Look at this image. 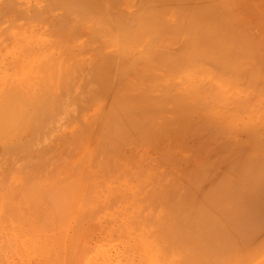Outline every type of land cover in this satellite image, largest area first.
<instances>
[{"label":"rangeland","instance_id":"obj_1","mask_svg":"<svg viewBox=\"0 0 264 264\" xmlns=\"http://www.w3.org/2000/svg\"><path fill=\"white\" fill-rule=\"evenodd\" d=\"M125 1L129 6L121 8L119 4L120 9L117 14L119 15L122 13L124 19L127 18L125 23H123V31H128L129 35L127 34V36L130 38L131 42H129V44L126 43L129 38L123 35V31H120L119 33L122 35H119V33L116 35L118 37L120 36L121 40L125 42L123 44V42H120L121 40L119 38L120 41L118 40V44L120 45L117 46L115 44L117 39L115 38L116 35L114 32H112L114 34L113 36L107 28H102L104 31L101 33L100 27L103 23L99 20V16H102L100 13H97L98 15L95 14V16L93 13L89 15L87 14V16L86 14H79L78 16L77 14L72 13L71 16L70 12L64 14L66 17H63V19V13H61V18H59L61 15L59 13L58 18H56V16L54 17V15H57L55 13L58 12V9L52 14H49L50 11L46 10L48 7L43 8L40 5H45V0H19V2L18 0H0V7L2 6L0 8V15L3 16V12H6L5 18L8 19L19 15L16 10L13 11L14 8L18 10L19 6L18 11L20 13L23 12L20 14L22 18L20 21H15L13 25L17 26L24 23L23 26H26L27 31L23 30L24 33H22V37L26 38L24 34H28L27 43L29 45L31 44V46L34 43L33 41L39 45V42H37L39 41V39H37L38 35L30 34V30L34 26L33 24L38 22L37 24L40 25V22L43 20H46L49 24L54 21L56 24L61 23L62 26L54 25L52 23L50 26H54L55 29H52L62 35V46H65L63 47L65 48V52L61 57L65 58V56L70 53L67 56L68 59L66 57L64 60L65 67L67 65V68H64V72L69 73L64 74L66 79L63 74H60L59 78L55 79V81L52 76L53 79H51V77L49 79V85H56H54L56 88L53 85L49 86L50 89H56L53 90V92L57 91L58 93L59 90L63 88L59 95H55L57 99H55L56 97H54L53 94V98H50L48 103H42L44 106H42L40 112H38L39 115H36L35 118L32 117L34 118L32 119V122L34 120L33 123L30 120H26V123H24V118H22L23 122H20L25 126H20V122L17 123L15 121L19 127H16L15 131L10 132L11 135L9 132L5 135H10L8 136L9 138L6 137L5 140H0L1 143H4L11 140L12 135H14V138L17 137L15 138L17 139V144L13 137L11 141H8V143L10 142L9 144L4 143L3 146L0 143V150L3 152L1 153L0 151V264H141L142 261L149 264H155V260L156 264H160V262L161 264H165L164 260H162V256L159 254V247L156 242L154 243V239H152L156 237V234L157 236H162L164 244L167 247L171 245V249L175 248V244L187 245L188 238L190 244H196L198 248L204 251V255L199 261L200 264H264V123H262V126L260 125L261 123H257V121H264V114H262L264 113V106H262L264 104V99L259 98L260 93L261 97L264 93V86L261 91L262 85H264V78H262L264 77L262 76V73L264 72V0H201L202 3H199L200 0H189L191 3L188 0H152V3H154L153 5L150 3L151 0ZM7 3L11 7L12 4H14V8L11 9L10 7V9H8L9 6ZM15 3L18 5H16L17 7L15 6ZM216 3L220 4V7ZM113 4L114 3L106 6L108 8L109 6L110 8L112 7L109 10L110 13H114L115 9L119 7L115 4L116 6L113 8ZM201 4H203V6ZM151 5L153 7L155 5L156 7L152 9V11L150 9ZM37 7L38 11H36ZM198 7L201 9L203 8L202 10H204V7L207 8L205 9L206 12L205 10L203 11L205 15L201 16V9ZM213 7H218L219 10H216L218 8L214 9ZM209 9L213 14L208 13L210 12ZM212 9H214V11ZM59 11L61 12L62 10L59 9ZM37 12H39V14H37ZM42 12L44 14H42ZM124 12L125 14H123ZM144 12H149L147 13L149 19ZM152 12L157 14L154 13L157 18L151 16V14L154 15ZM186 12L188 14H185ZM203 12L202 14H204ZM133 13L136 15H133ZM27 14H29V17L26 18L25 15ZM31 14L32 16H30ZM40 14L43 17H41ZM177 14H181L182 16L180 15L178 17ZM193 14L195 16L197 15V17ZM220 14H222V16H220ZM74 15H77L78 17L75 16L74 18ZM131 15L134 17L132 16V18H130ZM160 15L164 16L161 17ZM187 15H189L188 18ZM1 16L0 20H3ZM88 16L92 17L93 20ZM33 17L34 20H32ZM36 17H38L39 20ZM176 17L178 21L176 20ZM182 17L184 19H182ZM179 18L181 23L182 21L185 23L187 18V29H185L186 24L181 25ZM142 19H144L145 23L141 22ZM151 19H153V22H150ZM222 19H226L224 23ZM154 20L156 22H154ZM75 21H78V23H76V28L73 27ZM229 21L233 23L230 24ZM139 22L141 23V28H137L139 26L138 24H140ZM135 23L138 24L136 25ZM148 23H152V27L151 25L149 27ZM194 23H200L199 25L197 24L199 27L201 23H206V25L209 23L208 26L210 28L208 27L207 31L211 29V32L212 30H215L218 35L220 34L218 40L223 38L221 37V34L227 37L226 34L229 35V31L235 29V34L232 33L233 35L231 34L228 36L229 39L228 37H225V40L228 39L227 41L229 44L224 42V38L219 40V44H221V42L223 45L227 44L228 48V45L232 42L233 44L231 43L230 50L227 49V47L225 48V46L223 49L222 44L218 45L212 43V40H216L218 37L215 31L214 34L213 32L212 34L217 37L215 38L214 36L213 38L211 37L212 40H207L210 36L206 31V25L205 27L204 25H201V30L205 28L206 34L208 35L205 37L207 42L203 41L204 38L202 39L201 37L206 34H203L202 31L199 32L197 25ZM222 23L225 26H223ZM143 24L145 25L143 26L145 28H142ZM154 24L156 27H154ZM157 24L158 27L160 26L159 28L157 27ZM132 25L136 26H133L132 28ZM183 26H185V28ZM39 27L41 28V25ZM180 28L186 33H183V30ZM192 28L194 30H192ZM4 29H7L6 25L0 24V31L3 34L10 32V28L7 29L6 32ZM120 29L122 30V27ZM155 29L156 32L158 30V33H156L157 36L153 33ZM159 29L162 30L159 31ZM148 30L149 35H147ZM190 30L191 33L197 31V33L199 32L203 35H197L195 32V35L194 33L191 34L192 37L189 33ZM91 32H96L97 35H94ZM140 32L144 34L142 35ZM176 32H178V34ZM106 35L109 36V39L110 36L112 39L115 38L113 39L115 43L111 41L112 39L106 41ZM183 35H186L183 39L185 41H181ZM196 35H200L201 37L199 36V39H197ZM101 36L103 40L105 39V43L102 41ZM189 36L191 37V41H189L190 44L186 42V40L188 41L190 39ZM241 36L243 37L241 38ZM138 37L139 39L136 40L137 42H132V40L137 39ZM175 37L176 40L174 41ZM192 38H196L197 40L194 39L196 42L194 40L192 41ZM234 38H236V41ZM145 40L147 41L144 42ZM218 40L215 42L218 43ZM182 42H184V45L187 43L185 46L188 44L189 46L192 45L191 48L194 47V43L197 48L201 46L204 47V44L206 43L208 44L205 46H208L209 42L214 45L213 47L217 46L214 50H216L215 54L217 53L219 55L216 54V56H214L215 54L213 53L212 55V52H210L209 55L212 58L210 57V59L208 58L209 60H203L206 55L205 58L209 57L208 52L205 53L206 55L202 58H199L200 60L198 59V62L201 65H199L200 68H207L209 72L214 70L212 72L213 77H218L217 75L220 74L221 78L224 76V73L225 75L228 74L226 71H228L229 68L227 69L225 67V72H223L222 69L224 66L220 65L222 61L220 60V63L214 62H217L218 58L220 59L221 57L227 58L228 55L231 57L233 54L232 56L234 57L236 52V56L238 57L239 54V57L238 59L236 57L235 60L240 61L242 51L247 47L250 48V50L248 49V53H250L247 54L248 58L241 56L243 59L246 58L243 61V64L246 65L245 67H247V69L250 68V70H254L255 68V70L258 71L257 73L263 69V72L260 71L263 81L257 77V75L256 77L258 79L255 77L253 78H255L258 83L256 82L254 83L255 85H253L254 81L251 80L252 84H249L247 81L252 78V75L247 73L244 74L243 72L237 73L236 71L235 76L237 74L242 75H239L240 81L237 83L241 85L238 87H242L243 91L241 92L245 93V95L240 92V94L238 92L236 93H238L239 96H241V94L245 96L242 100L245 98L247 100L245 99L246 101L242 102V107L234 108H236L235 110L238 108L236 112L244 113L246 112V106L252 105L250 106L251 109H249L250 107L247 108L249 109L247 113H249V116L251 114L250 117H252V115L254 116L256 113L255 118L252 117L255 120H252V118L248 120V114L244 113L246 115H243L241 113L244 117L240 119L237 117V114L235 117L240 119V121L238 120L239 122H236L237 120H235V122H232L234 119L229 120L231 113H229L230 115L227 113L229 118H226L227 114L225 112H231V109L233 111V106L230 107L224 104L226 108L223 109L224 106L222 107L220 103L217 104H220V106L217 107H219V109L222 108V111L216 110L219 113V116L217 115V118H211L212 115L214 116V114H218L217 112L215 113L214 109V106L218 109L214 97L213 99L215 103L213 107H211L213 102L210 103L211 100L209 99L211 97H208L205 102L206 105L210 103L207 105L208 107L204 105V101L202 102V105L208 108L207 112L210 116L205 114L206 111L204 110V106L202 107L204 109H200L202 106H200L201 102L198 104L200 107H194L195 111L193 112V108H190V110L186 107L184 109V106H176V104L179 103H176V99L174 101L172 98H168L173 102L170 100L165 102V98L163 99L164 101L161 97L155 98L160 96L162 92V89L159 91L158 88L157 90L154 88L156 85V87L160 85V80H162V87H164L163 83L166 84L165 87L167 85L171 87V84L175 80L168 78V74H171V72L173 74L176 70H178L176 73H179L181 71H187V68H192V66L187 67L186 69L181 68L182 70L179 71V68L175 69L176 67L173 68V65L170 67V64L168 65V63H172V59L169 61L167 58L170 59L169 57L171 54L173 55L176 52L175 48H179V44ZM248 42L250 44H247ZM175 44L178 45L176 46ZM183 44H181V49L184 47L182 46ZM123 45H131L130 49L132 50L129 49V46L125 47ZM168 45L172 46H170L172 50L167 48ZM35 46L36 45L34 44L33 47ZM68 46L70 47L69 50ZM218 46L222 47V51L227 49L224 51V56L220 48L219 51L221 54L220 52H217ZM115 47L118 50L117 52L115 51ZM122 47L125 49H122ZM181 49L179 48L178 51ZM104 50L106 51L105 53ZM228 50L229 52L226 53ZM100 51H102V53H100ZM130 51L134 52L131 53ZM97 52L99 53V56L96 55ZM119 52H122V56ZM2 53L9 55L5 58L6 64L9 63L11 58H17L15 52V55H10L12 53H8L7 51L4 52L2 50ZM100 54H102V56ZM138 54L141 55L139 56ZM72 55L74 56L72 57ZM117 55L119 57H117ZM138 56L143 57L141 59ZM70 57L71 59H69ZM102 57H104L103 60ZM213 57L215 60L214 62L212 61ZM89 58H95V61ZM215 58H217V60ZM41 59L43 58L35 56L28 58L27 65L29 66L25 68L28 69L31 67L30 69L36 73V69L46 67V65L50 64L49 60L41 61ZM85 59L91 61L92 64ZM129 59L134 61L131 65L127 64L131 62L128 61ZM228 59L230 58L228 57ZM101 60L105 62L103 63ZM201 60L203 61L200 62ZM231 60H233V58H231ZM93 61L97 62L94 63ZM18 62L21 63L22 60H19ZM164 62L167 64L166 66H168V68L172 67L174 71L173 69H170V72L168 69V72H170L168 73ZM93 63L94 65L100 64L99 66L102 68L104 80L108 77V81H104L108 83L105 85V88L103 87V84L99 83L98 75L100 70L97 71L94 69ZM101 63H103V67ZM255 63L257 64L254 65ZM259 63L262 66L258 65ZM71 64L76 67L77 65L80 66L76 69V67L71 66ZM195 64H197V62ZM68 66L73 69V72H71V69L68 68ZM221 66L222 69L220 68ZM260 66L263 68L261 69ZM160 67H163L161 71H159L161 69ZM208 67L211 68L209 69ZM25 68L22 70H25ZM119 68L121 71H119ZM212 68L213 70H211ZM13 69L15 68L13 67ZM13 69L10 67L11 71H13ZM163 69L164 71L166 69L165 72L168 73H166L167 75L164 74ZM186 71L184 74H186ZM221 71L223 74L220 73ZM86 72L89 75L85 74ZM113 72L116 73L114 74ZM142 72L145 74V78L143 74L141 75ZM157 72L164 75L162 76L164 79L161 77L155 79L157 75L161 76ZM107 74H109V76ZM207 74L206 76H209V74ZM231 74L234 76L233 72ZM70 75L72 76V82H69V80L71 81ZM155 75L156 77H153ZM220 75L219 78H217V81L214 80V78L213 81L221 83L219 81V79H221ZM174 76L175 75H173V78ZM176 76L177 79L175 83L179 86L180 83H182L179 82V80H181V73L176 74ZM60 77L63 78V80ZM149 77H153V80H156L155 82H158L159 84L152 82L153 80ZM165 77H167V79ZM237 77L238 76H236V78ZM239 77L237 78L238 80ZM246 77L248 79H246ZM223 78V80H227V77ZM158 79L160 80L157 81ZM183 79H185V77ZM230 79L234 81L232 77H230ZM58 80H62V84L60 83L62 88L60 87L61 85L58 84ZM67 80L68 83H70L69 85L67 84ZM245 80L249 85L246 84ZM236 81L232 83L235 84ZM243 81L245 85L249 87L250 85L253 87L255 86L254 88L257 87L256 84L260 87L259 81L261 82L262 85L260 89L257 87L260 92L256 99L252 93H258V91L253 90V92H251L250 90H252V86L249 91H246V86L244 87ZM146 82H149L152 86H149V84L148 86L147 84L145 86ZM63 83L67 84L65 85L66 87H64ZM228 83L230 84V82L227 81L226 84ZM74 87L78 89L76 90ZM140 87L141 89H139ZM159 87L161 88V85ZM174 88H176V86H173L172 90H169L170 94V91H174L175 94ZM216 88L218 89L217 86ZM158 91L160 92L159 94ZM237 91L239 90L237 89ZM139 92H141V94H139ZM164 92L167 93L166 97H170L168 96V92ZM248 92H250V94ZM246 93H248L247 96ZM137 95L139 99H142L137 100ZM143 95L146 96V98ZM214 95L215 94H213V96ZM249 95L253 100L248 97ZM50 96H52V93ZM151 97L152 99L155 98L156 101H153ZM208 99L210 100L209 102ZM220 99H222L221 96ZM152 102L157 103L152 104ZM245 102H247V104H245ZM167 104L169 107H166ZM121 106H123L124 110L123 108H120ZM27 107L25 108L28 111L27 117L32 115L35 116L34 113L32 114V109L34 108ZM117 107H119V109ZM126 107L128 109L125 110ZM176 107H178L179 110ZM209 107L213 108L214 110L212 109V111L214 112H210L211 109ZM115 108L118 110H115ZM175 108L177 111H175ZM227 108L230 109L225 111ZM240 108H243L244 110L242 109V111H239ZM259 108L260 110H258ZM170 109L172 110L170 111ZM198 109L201 110L202 113L199 112ZM235 110L233 111L234 113H232V116L236 114ZM250 110H254L253 112L255 113L253 114ZM177 112L182 113L177 115ZM185 113L189 116H187V119H185ZM224 113L226 116H221ZM183 118L185 120H183ZM36 120L38 121L36 122ZM163 120L164 122H162ZM165 120L166 122L168 120L170 125L169 123H167V125L164 124L166 123ZM158 126H160V128H158ZM233 126H237L238 129L236 127L233 128ZM150 127H152V132L150 131ZM30 129L34 130L31 131ZM16 131L18 133H16ZM14 132L17 136L16 134H13ZM12 141L14 142V145L11 144ZM98 153L100 154L99 157ZM100 160L104 163H101ZM71 164L73 166H71ZM71 169L73 170L71 171ZM99 169H101V171ZM117 176L119 179L116 178ZM135 192L137 194H135ZM196 192H198V196L195 195L197 194ZM63 193L64 195H62ZM137 198L139 200H137ZM135 199L137 201H135ZM140 199H142V201ZM191 199L194 200L191 202ZM187 201H190V203ZM86 212H88V215ZM234 212L237 213L235 214ZM171 216L172 219L170 218ZM233 218L236 220H233ZM240 218L242 219L241 222ZM144 219L149 222L148 224L150 225L147 229H144ZM165 223H167V225H165ZM170 223H174L173 226L169 227L168 225ZM206 223H209L210 225H207ZM199 224H201V227ZM69 226H71L70 228L72 229H69ZM153 234L155 235L153 236ZM147 242L148 244H146ZM198 248L194 247L191 250L194 254H199L201 251ZM177 263L187 264L182 261H178Z\"/></svg>","mask_w":264,"mask_h":264},{"label":"bare ground","instance_id":"obj_2","mask_svg":"<svg viewBox=\"0 0 264 264\" xmlns=\"http://www.w3.org/2000/svg\"><path fill=\"white\" fill-rule=\"evenodd\" d=\"M30 1V0H29ZM47 1H49V2H47ZM119 1H120V3H119ZM155 1V0H154ZM153 1V2H154ZM158 1V0H157ZM156 1V2H157ZM163 1V0H162ZM189 1V0H188ZM187 1V2H188ZM198 1V0H197ZM207 1V0H206ZM5 2V1H4ZM3 2V3H4ZM18 2H19V0H18ZM46 2V3H45ZM45 5L43 4H40L43 8L44 7H48L46 10H49L48 12H49V14H52L56 9H58L57 11L58 12H56L55 14H57V15H54V17L56 16V18H58L59 17V15H58V13L59 14H61V13H63V16H62V14L60 15V17L59 18H61V16H62V18L64 17H66V16H64V14H67V13H70L71 12V16H72V13L74 14H77L78 16H79V14H86V16H87V14L89 15V14H94V16H95V14L96 15H98L97 13H100L102 16H99V20H100V22L101 23H103L102 24V26L100 27V30H101V33H102V31H104V30H102V28H107L108 30H109V32H111V34H113L112 32H114V34L116 35H118V33L120 32V31H123V23H125V20L127 19H124V16H122V13L121 14H117V12L119 11V9H120V6H121V8L122 7H125V6H129V5H127L126 3V1L125 0H45ZM155 2V3H156ZM176 2V1H175ZM184 2V1H183ZM190 2V1H189ZM10 3V2H9ZM25 3H26V1H25ZM32 3V2H31ZM112 3H114L113 5V8L116 6L115 4H117V6H119V4H120V6L118 7V8H116L115 9V12L114 13H110V9L112 8H110V6H109V8L108 7H106L107 5H111ZM144 3H146V2H144ZM152 5L154 4V3H152V0H151V2H150ZM162 3V2H161ZM160 3V4H161ZM164 3V2H163ZM178 3V2H177ZM191 3V2H190ZM199 3H202L201 2V0H200V2ZM203 3H204V1H203ZM5 4V3H4ZM8 4V3H7ZM33 4V3H32ZM181 4V3H180ZM179 4V5H180ZM184 4H185V2H184ZM183 4V5H184ZM205 4H206V2H205ZM219 7H220V4H218V3H216ZM215 4V5H216ZM13 5L14 4H12V7L11 6H9V4H8V9H10V7H11V9H13L14 7H13ZM17 5V3H15V6ZM147 5V4H146ZM150 5V4H149ZM151 5V7H153ZM156 5V4H155ZM155 5H154V7L153 8H151L150 7V9H151V11H152V9H154V8H156L155 7ZM163 5V4H162ZM197 5H198V3H197ZM202 6H203V4H201ZM207 5V4H206ZM18 6V5H17ZM16 6V7H17ZM38 6V5H37ZM148 6V5H147ZM208 6V5H207ZM214 6V5H213ZM2 7V6H1ZM0 7V8H1ZM168 7V6H167ZM170 7V6H169ZM201 7V6H200ZM210 7H212V6H210ZM131 8V7H130ZM195 8H196V6H195ZM199 8V7H198ZM214 8V7H213ZM216 8H218V7H216ZM216 8H214V9H216ZM38 9V7L36 8V11H38L37 10ZM40 9V8H39ZM42 9V8H41ZM59 9H61L62 11L60 12L59 11ZM149 9V10H150ZM164 9H165V7H164ZM164 9H162V10H164ZM199 9H201V8H199ZM203 9V8H202ZM201 9V16L202 15H205V13L203 12L205 9H207L206 7H204V10H202ZM214 9H212L213 11H214ZM16 10V12H18V16H16V17H11V18H5V13L3 12V16H1L2 18H3V20H0V24H4V25H6V27H7V29H9L10 28V32H8L7 34H3L1 31H0V140H5L6 139V137L7 138H9L8 136H10L11 135V133L10 132H13V131H15L16 130V127H19L18 126V124L17 123H19L20 121H22V118H24V123H26V120H30L31 122H32V119H34L35 117H36V115L38 116L39 115V113L38 112H40V109L42 108V106H44L43 104L44 103H48L49 102V100H50V98H53V94H54V97H56L55 95H59V93H60V91L63 89L62 88V83H61V81L63 80V78H61L62 80H58V84H60L61 86V90H59V92L57 93V91L55 92H53V90H56V89H54V88H51L50 89V87L49 86H52L53 84H51V85H49V79H50V77L52 76L53 78H54V81H55V79H57V78H59V76H60V74H63V76H64V74L65 73H68V72H64V68H67V65H66V67H65V65H64V60L66 59V57L70 54H67V56H65V58L63 59L61 56H62V54L65 52V48H63V47H65V46H62V35H60V34H58V32L56 31H54L52 28H54V26H50V24L52 23V24H56L55 23V21H54V19H53V21L54 22H51L50 24L46 21V20H43V21H41L40 23V25H41V28L39 27L40 25H38L37 23H35V24H33L34 26L31 28V30H30V34L31 35H38V38L37 39H39V41H37V42H39V45L38 44H36V42L35 41H33L34 43H33V45L35 44L36 46L35 47H33V45L31 46V44L29 45L28 43H27V35H26V33L24 34L25 35V37L26 38H23L22 37V33H24L23 32V30H26L27 31V28H26V26H23V24L24 23H21V25H13L14 24V22L16 21H20L21 20V18H22V16H20V14L21 13H23V12H19L18 10H19V6H18V10L17 9H13V11H15ZM46 10H45V12H46ZM113 10V9H112ZM125 10V9H124ZM127 10V9H126ZM148 10V11H149ZM157 10H159V9H157ZM196 10V9H195ZM216 10H219V8L218 9H216ZM21 11V10H20ZM36 11H34V12H36ZM123 11V10H122ZM136 11V10H135ZM134 11V12H135ZM160 11V10H159ZM165 11V10H164ZM169 11V10H168ZM185 11V10H184ZM183 11V12H184ZM194 11V10H193ZM198 11V10H197ZM209 11L210 12H208L209 14L210 13H212L213 14V12L209 9ZM9 12H10V10H9ZM8 12V13H9ZM127 12H129V11H127ZM146 12V11H145ZM144 12V14L146 15V17L148 16L147 15V13H149V12H147V13H145ZM198 12H200V11H198ZM202 12L204 13V14H202ZM205 12H206V10H205ZM14 13V12H13ZM153 13V12H152ZM155 13V12H154ZM153 13V14H154ZM163 13V12H162ZM195 13H196V11H195ZM33 14H36V13H33ZM37 14H39V12H37ZM42 14H44L43 12H42ZM123 14H125V12L123 13ZM128 14V13H127ZM132 14V13H131ZM139 14V13H138ZM137 14V15H138ZM156 14V13H155ZM154 14V15H155ZM184 14V13H183ZM185 14H188L187 12L185 13ZM184 14V15H185ZM198 14V13H197ZM218 14H219V11H218ZM226 14V13H225ZM228 14V13H227ZM77 15H74V18H75V16H77ZM133 15H136V14H134L133 13ZM133 15H131V17L130 18H132V16ZM154 15H152L151 14V16H153V17H156L157 18V14L154 16ZM165 15V14H164ZM164 15H162V16H164ZM181 14H177V16L179 17ZM190 15V14H189ZM189 15H187V18H188V16ZM194 15V14H193ZM230 15V14H229ZM26 16V18L27 17H29V14H27V15H25ZM30 16H32V14L30 15ZM39 16V15H38ZM40 16L41 17H43L41 14H40ZM39 16V17H40ZM77 16V17H78ZM91 16H93V15H91ZM139 16H140V14H139ZM161 16V15H160ZM161 16V17H162ZM182 16V15H181ZM195 16V15H194ZM211 16V15H210ZM220 16H222V14H220ZM49 17H51V16H49ZM85 17V16H84ZM88 17H90V16H88ZM87 17V18H88ZM134 17V16H133ZM137 17V16H136ZM159 17V16H158ZM160 17V18H161ZM184 17V16H183ZM182 17V19H184ZM195 17H197V15L195 16ZM208 17V16H207ZM214 17V16H213ZM212 17V18H213ZM1 18V19H2ZM25 18V17H24ZM23 18V19H24ZM37 19H38V17H36ZM63 18V19H64ZM73 18V19H74ZM91 19H92V17H90ZM129 18V19H130ZM137 18H139V17H137ZM148 19H149V17H147ZM164 18V17H163ZM187 18H186V21H188L187 20ZM190 18V17H189ZM223 18V17H222ZM37 19H35V20H37ZM227 19V18H226ZM225 19V20H226ZM30 20V19H29ZM32 20H34V17H33V19ZM39 20V19H38ZM84 20V19H83ZM93 20V19H92ZM153 19H151L150 20V22H153L152 21ZM176 20H177V17H176ZM194 20V19H193ZM197 20H198V18H197ZM223 20V19H222ZM225 20H223V23L225 22ZM26 21V20H25ZM28 21V20H27ZM131 21H133V20H131ZM178 21V20H177ZM185 21V23L182 21V23H181V20H180V18H179V22L181 23V25H185L186 24V28H185V26H183L185 29H187L188 27H187V22ZM191 21V20H190ZM219 21V20H218ZM227 21H228V19H227ZM227 21H226V23H227ZM23 22V21H22ZM94 22V21H93ZM127 22V21H126ZM130 22V21H129ZM141 22L142 23H145L144 22V19H142L141 20ZM154 22H156L155 20H154ZM157 22H158V19H157ZM175 22V21H174ZM199 22V21H198ZM214 22V21H213ZM230 22V21H229ZM29 23V22H28ZM60 23V22H59ZM64 24H66L65 22H63ZM75 23V24H74ZM72 25H73V27H77L76 25V23H78V21H75ZM94 23H96V22H94ZM140 23V22H139ZM176 23V22H175ZM222 23V24H223ZM225 23V24H226ZM233 23V22H232ZM231 22H230V24H232ZM240 23V22H239ZM51 24V25H52ZM69 24V23H68ZM127 24V23H126ZM136 25L138 24V23H135ZM149 24V27H150V25H151V27H152V23H148ZM156 24V23H155ZM155 24H154V27H156L155 26ZM160 24V23H159ZM165 24V23H164ZM177 24H179V23H177ZM190 24H193V23H190ZM190 24H189V26H190ZM194 24H198V23H194ZM200 24V23H199ZM198 24V25H199ZM208 24L209 23H207V25H206V23H204V24H202L201 23V25H204V27H205V25L207 26V28H206V31H207V29H208ZM216 24H217V22H216ZM56 25H58V26H62L61 25V23L60 24H56ZM70 25V24H69ZM95 25V24H94ZM135 25V26H136ZM139 26L137 27V28H139L140 26H141V23L140 24H138ZM147 25V24H146ZM163 25V24H162ZM197 25V27H198V29H199V32H201L202 31V33L203 34H206V31H205V28L203 29V30H201V25H200V27ZM228 25V24H227ZM10 26V27H9ZM64 26V25H63ZM127 26V25H126ZM126 26H125V28H126ZM133 26L134 25H132V28H133ZM134 26V27H135ZM143 26H145L144 24L142 25V28H145V27H143ZM180 26V25H179ZM195 26V25H194ZM223 26H225L224 24H223ZM5 27V26H4ZM27 27H28V24H27ZM31 27V26H30ZM56 27V26H55ZM65 27V26H64ZM85 27V26H84ZM122 27V30L120 29ZM157 27H158V24H157ZM160 27V26H159ZM158 27V28H159ZM181 27V26H180ZM182 27V28H183ZM192 27V26H191ZM190 27V28H191ZM196 27V26H195ZM196 27V28H197ZM203 27V26H202ZM237 27V26H236ZM246 27V26H245ZM68 28V27H67ZM128 28V27H127ZM141 28V27H140ZM182 28H180L181 30H183ZM210 28V27H209ZM216 28V27H215ZM220 28V27H219ZM226 28H227V26H226ZM230 28H232V27H230ZM7 29H4L5 30V32H6V30ZM29 29V28H28ZM55 29V28H54ZM57 29H58V27H57ZM59 29H60V27H59ZM63 29V28H62ZM65 29V28H64ZM163 29H164V27H163ZM229 29V28H228ZM3 30V29H2ZM65 30H67V29H65ZM71 30V29H70ZM139 30V29H138ZM145 30V29H144ZM151 30H152V28H151ZM150 30V31H151ZM160 30H162V29H159V31ZM169 30V29H168ZM192 30H194L193 28H192ZM197 30V29H196ZM211 30V29H210ZM210 30H208L207 31V33L209 34V36H210V38H208L207 40H209V39H211L212 40V38L215 36V38L217 37L216 35H214L213 36V34H214V31L212 30V32H213V34H212V32L210 31ZM230 30V29H229ZM228 30V31H229ZM29 31V30H28ZM90 31H92V30H90ZM116 31H117V33H116ZM130 31V30H129ZM146 31V30H145ZM154 31V30H153ZM187 31V30H186ZM198 31V30H197ZM197 31H193L192 33H194V35H195V32H196V34L198 35V34H200V35H203V34H201V33H197ZM223 31V30H222ZM227 31V30H226ZM226 31H224L225 33H227ZM232 31V32H231ZM231 31H229V35L228 34H226L227 35V37L228 36H230L232 33L233 34H235V29L233 30V29H231ZM4 32V31H3ZM93 32V31H92ZM91 32V33H92ZM162 32V31H161ZM170 32V31H169ZM211 32V33H210ZM224 32H223V34H224ZM77 33V32H76ZM104 33V32H103ZM123 35H125V36H127V34L129 35V33H128V31H123ZM142 35L144 34V33H142V32H140ZM147 35H149V30L147 31ZM154 34H155V36H157L156 35V33H158V30H157V32H156V29H155V31L153 32ZM177 34H178V32H176ZM175 33V34H176ZM183 33H186L184 30H183ZM189 33H190V35L192 34L191 33V30L189 31ZM188 33V34H189ZM215 33H217L216 31H215ZM72 34V33H71ZM74 34V33H73ZM79 34V33H78ZM89 34V33H88ZM92 34H96L97 35V33L95 32V33H92ZM105 34V33H104ZM106 34H107V32H106ZM114 34H113V36H114ZM140 34V35H141ZM146 34V33H145ZM161 34V33H160ZM159 34V35H160ZM187 34V35H188ZM232 34V35H233ZM64 35V34H63ZM108 35V34H107ZM106 35V36H107ZM110 35V34H109ZM115 36V38L117 39L115 42L113 41V39H115V38H111V36H110V39H109V36H107V37H105V39H106V41L109 39V40H111V41H113L117 46L118 45H120V44H118V40H119V38H120V36L118 37V36ZM119 35H122V34H120L119 33ZM153 35V34H152ZM196 35V36H197ZM199 35V36H200ZM217 35H218V33H217ZM225 35V34H224ZM236 35H238V34H236ZM235 35V36H236ZM247 35V34H246ZM79 36V35H78ZM99 36V35H98ZM112 36V37H113ZM184 36H186V35H183L181 38V41H185V40H183L184 39ZM192 36V35H191ZM199 36H197L196 38L197 39H199ZM206 36H208L207 34L206 35H204V36H200L202 39L204 38V40L203 41H205V42H207L205 39V37ZM32 37V36H31ZM89 37V36H88ZM128 37V36H127ZM154 37V36H153ZM188 37V36H187ZM187 37H186V39H187ZM193 37V36H192ZM195 37V36H194ZM212 37V38H211ZM220 37V34L218 35V37L216 38V40H218V38ZM221 37H223V38H221V39H223V40H225V37L226 36H223L222 34H221ZM226 37V38H227ZM243 36H241V38H242ZM101 38H102V36H101ZM125 38V37H124ZM129 38V37H128ZM151 38V37H150ZM158 38V37H157ZM190 38V39H189ZM189 40L187 41L186 40V42L187 43H189L190 44V42L189 41H191V37L189 36ZM196 38H192V41L194 40V39H196ZM200 38V39H201ZM231 38V37H230ZM68 39V38H67ZM104 39V40H105ZM127 39V38H126ZM131 39H133V38H131ZM139 39V37L137 38V39H134V40H132V42H135L136 40H138ZM168 39V38H167ZM196 39V40H197ZM221 39H219V40H221ZM228 39H229V37H228ZM227 39V40H228ZM231 39H233V38H231ZM236 38H234V40H235ZM237 39H238V37H237ZM240 39V38H239ZM64 40H65V38H64ZM104 40H103V38H102V41L104 42ZM108 40V41H109ZM120 40H121V38H120ZM119 40V41H120ZM125 40V39H124ZM128 40V39H127ZM141 40V39H140ZM176 40V37L174 38V41ZM196 40H194L195 42H196ZM210 40V41H211ZM215 40V39H214ZM214 40H212V43L213 44H218V45H221L222 44V47H223V49H224V46H225V48L227 47V44L226 45H223V43L221 42V44H219L220 43V41L218 40L217 42L218 43H216ZM227 40H225L224 42H227L228 44H229V42L227 41ZM233 40V41H234ZM142 41V40H141ZM147 40H145L144 42H146ZM180 41V42H181ZM214 41V42H213ZM236 41V40H235ZM90 42V41H89ZM120 42H123V44H124V42L125 41H120ZM129 42H131L130 41V38H129V40L126 42V43H128L129 44ZM137 42V41H136ZM139 42V41H138ZM185 42V43H186ZM197 42H199V41H197ZM204 42V43H205ZM230 42H231V40H230ZM69 43V42H68ZM105 43V42H104ZM107 43V42H106ZM112 43V42H111ZM110 43V44H111ZM125 43V44H126ZM168 43V42H167ZM184 42H182L181 44H183ZM186 43V44H187ZM192 43H194V42H192ZM191 43V44H192ZM199 43H201V42H199ZM212 43H210L209 42V45L208 46H205L206 44H208V43H206V44H204V47H195V43L193 44V46L195 47H192L191 48V46L192 45H190L189 46V44L187 45V46H185L184 44L182 45V46H184L183 47V49H181V44H179V48L181 49L180 51H178L179 50V48H175L176 49V52L172 55L171 54V56L169 57L170 59H168L167 58V60H171L172 59V63H168V65H169V67L170 66H172L173 65V68L174 67H176L175 69H177V68H179V71L180 70H182L181 68H187V67H190V66H192V68L190 67V69L189 68H187V71L185 70V69H183V70H185L186 71V74H184V72L185 71H181V72H179V73H176L178 70H176L173 74H172V72H171V70L173 69L172 67L171 68H168V66H166L167 64L165 63V67H167L166 69H167V72H168V69H169V71L171 72V74H168V73H170V72H165L166 71V69H165V71H164V69H163V72H164V74H168L169 76H168V78H170L171 80L173 79V80H175L176 81V79H177V76H176V74H180L181 73V80H179V82H182V83H180V85L179 86H177L176 85V83H175V81L171 84V87L169 86V85H167L166 87H165V83H163L164 84V87H162L163 85L161 84L162 83V80H160V79H158L157 81H159L160 80V85H161V88L159 87L160 85H158V87H154L156 90H157V88H158V90L160 91V89H162L161 91V94H160V96H158V97H155V98H159V97H161V99L163 100L164 98V100H166L165 102H167V100H170V99H168V98H172L174 101H175V99L177 100V102L176 103H178V104H176V106L177 105H179V106H184V109H185V107L187 108V109H192L193 108V112L195 111V109H194V107L196 108V106H197V108H199L203 103V101H204V105L205 106H207L208 104H210V103H212L213 102V104H211V107H213L214 106V99H215V101L217 102V103H215L216 104V107L217 106H220V104H221V106L223 107V109H225L226 107H225V105L224 104H226L227 106H230V107H232L233 106V111L236 109V108H234V107H242V102H244V101H246L245 99L244 100H242L245 96H243L242 94H241V96H239V94L240 93H243V92H241V91H243L242 90V87L240 88V87H238V86H241V85H239L237 82H239L240 81V77H239V75H241V74H237V73H239V72H243L244 74L245 73H247V74H249V75H252V78L250 79V80H248L247 82L250 84H252V81L251 80H253L254 82H253V85H255L254 83H256L257 81H256V79L255 78H257V77H259L261 80H262V78H264V77H262V76H264V72L262 71L264 68L263 67H261L262 65L260 64V63H262V62H260L258 65H261L260 67H261V69L262 70H260V71H262L263 73V75L260 73V71H259V73H257L258 71L257 70H255V68H254V70L253 69H251L250 70V68L249 69H247V67H245L246 65L245 64H243L244 62V60L246 59V58H248L247 57V54H250V53H248V49L250 50V48L249 47H247V48H245V50H243L242 51V54H241V52H240V54H241V56L243 57V56H245L246 58L245 59H243L241 56H240V61H237V60H235V58L237 57L236 55H237V52H236V55H234V57L231 55V57L228 55L227 56V58H224V57H221V56H219V57H221L220 59L218 58V60H217V58H215L216 60H217V62H214L215 60H214V57H213V62L214 63H218L220 60L222 61L221 63H220V65H223L224 67H223V69H222V66L220 67L222 70H223V72H225V69L227 68H229L230 69V71H229V69H228V71H226V73L228 72V74L230 73H232L233 72V74H234V76L231 74V76H230V74L228 75V74H226L225 75V73H224V76L223 77H227V80L225 81V80H223V79H226V78H221V75L219 74V72H218V74L220 75V78L221 79H219V81L221 82V83H216V81L218 80L217 78H219V75H217V73H216V75L218 76V77H213V74H212V72L214 71L213 70V68L211 69V70H213V71H210L209 72V70L207 69V68H205V69H207V70H205V69H203V68H200L199 67V58H202L204 55H206L205 53H208V55L210 54V52H212V55H213V53L215 54V52H216V50H214V48L215 47H217V46H215V47H213L214 45H212ZM232 43V42H231ZM231 43H230V45H231ZM241 43H245V42H241ZM70 44V43H69ZM133 44V43H132ZM147 44V43H146ZM177 44V45H178ZM198 44V43H197ZM233 44V43H232ZM247 44H250L249 42L247 43ZM65 45V44H64ZM67 45V44H66ZM91 45V44H90ZM99 45V44H98ZM106 45V44H105ZM104 45V46H105ZM115 45V46H116ZM176 45V44H175ZM176 45V46H177ZM210 45H212V46H210ZM230 45H228L229 46V48H230ZM97 46V45H96ZM110 46V45H109ZM116 46V47H117ZM123 46H125V45H123ZM127 46H129V45H127ZM127 46H125V47H127ZM131 46V45H130ZM129 46V49L131 48ZM136 46V45H135ZM171 46V45H170ZM169 45L167 46V48H170V50H172V46L170 47ZM175 46V47H176ZM189 46V47H188ZM196 46H198V45H196ZM199 46H200V44H199ZM250 46V45H249ZM258 46V45H257ZM94 47V46H93ZM115 47V48H116ZM145 47V46H144ZM149 47H151V46H149ZM173 47H174V45H173ZM221 46H218V48H217V52H220L219 51V48L221 49L222 48ZM253 47V46H252ZM69 46H68V50H69ZM124 47H122V49H123ZM228 47H227V49H229ZM233 48V47H232ZM66 49H67V47H66ZM74 49H76V48H74ZM118 49H120V48H118ZM125 49V48H124ZM127 49V48H126ZM146 49H147V47H146ZM216 49V48H215ZM227 49H225V50H227ZM2 50L5 52V51H7L8 53H12V54H10V55H15V53H16V59H13V58H11L10 60H9V63L8 64H6V62H5V58H7L9 55H6V54H3L2 53ZM67 50V51H68ZM121 50V49H120ZM128 50V49H127ZM130 50H132V49H130ZM134 50V49H133ZM224 50V51H225ZM230 50V49H229ZM229 50L228 51H226V53L227 52H229ZM103 51V50H102ZM102 51H100V53H102ZM113 51H114V48H113ZM116 52L118 51L117 50V48H116V50H115ZM140 51V50H139ZM175 51V50H174ZM221 51H222V49H221ZM224 51H222L223 52V56H224ZM15 52V53H14ZM69 52V51H68ZM90 52H92V51H90ZM106 51L104 50V53H105ZM122 52H123V50H122ZM121 52V53H122ZM131 52V51H130ZM134 51H132L131 53H133ZM171 52H173V51H171ZM170 52V53H171ZM80 53V52H79ZM78 53V54H79ZM86 53V52H85ZM93 53H94V51H93ZM103 53V54H104ZM110 53V52H109ZM120 53V52H119ZM120 53V55L122 56V54ZM128 53H129V51H128ZM143 53V52H142ZM141 53V54H142ZM33 54V55H32ZM77 54V53H76ZM80 54H82V53H80ZM114 54V53H113ZM117 54V53H116ZM124 54H126V53H124ZM141 54H138L139 56L141 55ZM217 54V53H216ZM216 54L214 55V56H216ZM220 54H221V52H220ZM84 55V54H83ZM97 56H99V53L97 52V54H96ZM101 56H102V54H100ZM105 55V54H104ZM119 55V54H118ZM117 55V57H119ZM168 55H169V53H168ZM217 55H219V54H217ZM32 56H35V57H38V58H43V59H41V61H43V60H49V62H50V64H48V65H46V67H42V68H40V69H36L37 70V72L35 73L32 69H30V68H28V69H26L25 67H28L29 65H27V62H28V58H30V57H32ZM74 55H72V57H73ZM100 56V57H101ZM138 56V57H139ZM207 56V55H206ZM205 56V57H206ZM249 56V55H248ZM251 56H252V53H251ZM78 57V56H77ZM76 57V58H77ZM138 57H137V59H138ZM143 57V56H142ZM142 57H139V58H141L142 59ZM203 58V60L204 59H207V60H209L210 59V55H209V57H207V58ZM226 57V56H225ZM228 57L230 58V59H228ZM238 57H239V54H238ZM238 57H237V59H238ZM15 58V57H14ZM75 58V57H74ZM83 58V57H82ZM95 58H97V57H95ZM95 58H93V59H91V58H89V59H91V60H94L95 61ZM103 58L104 57H102V60H103ZM129 58V57H128ZM209 58V59H208ZM212 58V57H211ZM231 58H233V60H231ZM67 59H68V57H67ZM69 59H71V57L69 58ZM99 59H101V58H99ZM164 59H166V58H164ZM199 59V60H198ZM224 61H223V60ZM19 60H22V62L21 63H19L18 61ZM85 60H88V59H85ZM101 60V61H102ZM160 60H161V58H160ZM203 60H201L200 62H202ZM231 60V61H230ZM67 61H69V60H67ZM75 61V60H74ZM82 61H84V60H82ZM93 61V62H94ZM98 61V60H97ZM96 61V62H97ZM107 61V60H106ZM123 61V60H122ZM128 61H131L130 59L128 60ZM138 61V60H137ZM168 61V62H169ZM255 61V60H254ZM76 62V61H75ZM87 62V61H86ZM88 62H90L91 63V61H89L88 60ZM96 62H94V63H96ZM103 62V61H102ZM105 62V61H104ZM103 62V63H104ZM132 62H134V61H131V62H129V63H127L128 65L130 64H132ZM143 62V61H142ZM156 62H158V61H156ZM161 62V61H160ZM163 62V61H162ZM197 62V64H198V67H197V64H195ZM44 63V62H43ZM73 64H75L74 62H72ZM94 63H93V65H94ZM100 63V62H99ZM103 63H101V65L103 64ZM138 63V62H137ZM152 63H154V62H152ZM223 63V64H222ZM42 64V63H41ZM73 64H71V66H75V65H73ZM89 64V63H88ZM92 64V63H91ZM124 64H125V62H124ZM126 64V65H127ZM135 64V63H134ZM133 64V65H134ZM257 63H255L254 65H256ZM27 65V66H26ZM100 65V64H99ZM99 65H94V69H96L97 71H99L100 70V72H99V83H101V84H103V87L105 88V85H107L108 83L107 82H104L105 80H107L108 79V77L104 80V76L102 75V68H100V66ZM105 65H108V64H105ZM119 65V64H118ZM125 65V66H126ZM132 65V66H133ZM136 65V64H135ZM134 65V66H135ZM159 65V64H158ZM161 65V64H160ZM194 65V66H193ZM195 65H196V67H195ZM212 65H214V64H212ZM219 65V64H218ZM253 65V66H254ZM70 66V65H69ZM68 66V68H70ZM78 66H80V65H77V67ZM99 66V67H98ZM133 66V67H134ZM162 66V65H161ZM201 66V65H200ZM210 66V65H209ZM253 66H251V67H253ZM263 66H264V64H263ZM10 67L13 69V67L15 68V69H13V71H11L10 70ZM76 67V66H75ZM77 67H76V69H77ZM102 67H103V65H102ZM129 67V66H128ZM128 67H127V69H128ZM133 67H131V68H133ZM195 67V68H194ZM215 67V66H214ZM219 67V66H218ZM226 67V68H225ZM258 67V66H257ZM256 67V68H257ZM23 68H25V70H22ZM33 68H34V66H33ZM130 68V69H131ZM161 68V69H160ZM160 68H158V69H160L159 71H161L162 70V68L163 67H160ZM209 69L211 68V67H208ZM219 68V69H220ZM225 68V69H224ZM71 69V68H70ZM93 69V68H92ZM118 69V68H117ZM122 70H124L123 68H121ZM171 69V70H170ZM217 69V68H216ZM258 69V68H257ZM15 70V71H14ZM67 70V69H66ZM65 70V71H66ZM81 70V69H80ZM105 70V69H104ZM107 70V69H106ZM190 70V71H189ZM218 70V69H217ZM95 71V70H94ZM93 71V72H94ZM108 71V70H107ZM113 71H115V70H113ZM119 71H121L120 70V68H119ZM129 71V70H128ZM173 71H174V69H173ZM206 71V72H205ZM208 71V72H207ZM232 71V72H231ZM237 71V75L236 76H238L239 77V80L236 78V76H235V72ZM70 72V71H69ZM71 72H73V69H71ZM70 72V73H71ZM82 72V71H81ZM85 72V71H84ZM90 72V71H89ZM125 72V71H124ZM123 72V73H124ZM145 72V71H144ZM108 73V72H107ZM114 74L116 73V72H113ZM122 73V74H123ZM126 73H127V70H126ZM155 73V72H154ZM158 73V72H157ZM209 74V76H206V74ZM211 73V74H210ZM220 73H222V71L220 72ZM69 74V73H68ZM73 74V73H72ZM83 74V73H82ZM85 74H87V72L85 73ZM111 74V73H110ZM113 74V75H114ZM125 74V73H124ZM143 74V72L141 73V75ZM159 74V73H158ZM166 74V75H167ZM185 76H184V75ZM207 74V75H208ZM223 74V73H222ZM87 75H89V74H87ZM86 75V76H87ZM95 75H97V74H95ZM108 76H109V74H107ZM117 75H118V73H117ZM145 74H143V76H144ZM159 75H161V76H158L157 75V77H156V75L155 76H153V77H156L155 79H157V78H159V77H161L162 79H164L162 76H164V75H162V74H159ZM173 75H175L174 76V78H173ZM258 75V76H257ZM262 75V76H261ZM62 76V75H61ZM74 76V75H73ZM115 76V75H114ZM172 76V77H171ZM182 76H183V78L185 77V79H183L182 78ZM242 76V75H241ZM248 76V75H247ZM257 76V77H256ZM51 77V79H53ZM65 77V76H64ZM142 77V76H141ZM153 77H149L151 80H153L154 78ZM230 77H232L233 78V80L234 81H232L231 79H230ZM253 77H255V78H253ZM262 77V78H261ZM68 78H69V75H68ZM72 78V76L70 75V79ZM116 78H117V76H116ZM140 78V77H139ZM138 78V79H139ZM144 78H145V76H144ZM166 79H167V77H165ZM180 78V77H179ZM213 78H214V80H216L215 82L213 81ZM216 78V79H215ZM65 79H66V77H65ZM120 79V78H119ZM165 79V80H166ZM183 79V80H182ZM230 79V80H229ZM241 79H242V77H241ZM246 79H248L247 77H246ZM258 79V78H257ZM259 79V80H260ZM77 80V79H76ZM80 80H82V79H80ZM79 80V81H80ZM89 80V79H88ZM149 80V79H148ZM236 80H238V81H236ZM243 80V79H242ZM241 80V81H242ZM260 80V81H261ZM264 80V79H263ZM262 80V81H263ZM53 81V82H54ZM108 81V80H107ZM138 81V80H137ZM141 81H142V78H141ZM156 81V80H155ZM154 80L152 81V82H155ZM218 81V82H219ZM224 81V82H223ZM227 81L228 82H230V84H231V86H230V84L228 85V84H226L227 83ZM236 81V83H237V86H236V83L234 84V83H232V82H235ZM250 81V82H249ZM259 81V83H260V87H261V82ZM52 82V81H51ZM64 82H65V80H64ZM69 82H72V79H71V81L69 80ZM77 82V81H76ZM90 82V81H89ZM112 82V81H111ZM135 82V81H134ZM151 82V83H152ZM164 82V81H163ZM166 82V81H165ZM169 82V81H168ZM245 82H246V80H245ZM247 82H246V84H247ZM66 83V82H65ZM65 83H63L64 84V87H66L65 85H69L70 83H68V80H67V84H65ZM156 83V82H155ZM158 83V82H157ZM156 83V84H157ZM216 83V84H215ZM243 83H244V81H243ZM258 83V82H257ZM263 83V82H262ZM78 84V83H77ZM89 84V83H88ZM93 84V83H92ZM100 84V85H101ZM142 84V83H141ZM146 84H147V86H148V84H149V82L147 83H145V86H146ZM159 84V83H158ZM168 84V83H167ZM179 84V83H178ZM249 84H247V85H249ZM55 85V84H54ZM53 85V86H54ZM152 86V84H149V86ZM244 85V87H245V89H246V91L248 90H250V88H251V86L252 85H250V87L249 86H247V85H245V83L243 84ZM56 86V85H55ZM54 86V87H55ZM95 86V85H94ZM153 86H154V83H153ZM175 87L176 86V88H174L175 89V94H174V91H170L171 92V94L169 93V90H172V87ZM216 86L218 87V89L216 88ZM233 86V87H232ZM234 86H235V88H234ZM256 86L258 87V85L256 84ZM263 86L264 85H262V89H261V91L263 90ZM76 87V86H75ZM74 87V89H76ZM89 87V86H88ZM93 87V86H92ZM238 87V88H237ZM243 87V88H244ZM253 87V86H252ZM255 87V86H254ZM252 88V90H250L251 92H253V90L254 91H258L259 89H260V87H258L259 89H257V87L256 88ZM56 88V87H55ZM58 88V87H57ZM87 88V87H86ZM90 88V87H89ZM166 88V89H165ZM239 90V91H237V89ZM78 89V88H77ZM76 89V90H77ZM88 89V88H87ZM139 89H141V87L139 88ZM256 89V90H255ZM168 90V91H167ZM221 90V91H220ZM235 90V91H234ZM52 91V92H51ZM142 91V90H141ZM158 91V94L160 93ZM164 91H166V92H168V96H170V97H166L167 95V93H165ZM223 91V92H222ZM67 92V91H66ZM72 92H74V91H72ZM164 92V93H163ZM218 92V93H217ZM236 92H240L239 94L238 93H236ZM259 92L260 91H258V93L257 92H254V93H252V95L254 96V98L256 99V97H258L257 95L259 94ZM264 92V91H263ZM52 93V96H50V94ZM56 93V94H55ZM173 93V94H172ZM249 94H250V92H248ZM248 93H246V96L248 95ZM256 93V94H255ZM132 94V93H131ZM139 94H141V92H139ZM164 94V95H163ZM213 94H215L214 96H213ZM244 95H245V93H243ZM255 94V95H254ZM77 96V95H76ZM144 96V95H143ZM157 96V95H156ZM174 98H173V97ZM220 96H221V98L223 99H220ZM243 96V97H242ZM252 96V97H253ZM260 97L259 98H263L264 99V93H263V96L261 97V93H260V95H259ZM68 97V96H67ZM125 97V96H124ZM145 98H146V96H144ZM153 97V96H152ZM152 97H151V99H152ZM176 97V98H175ZM208 97H211V98H209L208 99V102L210 101V103H208L207 105H206V101H207V98ZM213 97H214V99H213ZM226 97V98H225ZM248 97H250V95L248 96ZM129 98V97H128ZM155 98H153L152 100L154 101L155 100ZM220 99V100H218V99ZM251 98V97H250ZM55 99H57V97L55 98ZM65 99V98H64ZM136 99L137 100H141L142 98H138V95L136 96ZM217 99V100H216ZM252 99V98H251ZM262 99V100H263ZM74 100V99H73ZM163 100V101H164ZM250 100V99H249ZM253 100V99H252ZM251 100V101H252ZM261 100V101H262ZM51 101H53V100H51ZM68 101V100H67ZM156 101V100H155ZM171 101V100H170ZM169 101V102H170ZM228 101H230V102H228ZM259 101V100H258ZM264 101V100H263ZM168 102V103H169ZM171 102H173V101H171ZM201 102V104H200V106L198 105L199 103ZM253 102V101H252ZM260 102V101H259ZM43 103V104H42ZM59 103V102H58ZM62 103H65V102H62ZM153 103H155V102H152V104ZM157 103V102H156ZM155 103V104H156ZM175 103V102H174ZM218 103H220L219 105H217ZM257 103V102H256ZM25 104V105H24ZM159 104V103H158ZM163 104V103H162ZM173 104V103H172ZM223 104V105H222ZM245 104H247V102H245ZM204 105H202L201 107H200V109L204 106ZM257 105V104H256ZM256 105H254V106H256ZM261 105V104H260ZM27 106H29V108L31 107V108H34V109H32V114L34 113L35 114V116H33L31 113V115L32 116H28L27 117V109H25ZM50 106V105H49ZM123 106H125V105H123ZM123 106H121L120 108H123ZM133 106V105H132ZM136 106V105H135ZM157 106V105H156ZM174 106V105H173ZM204 106V108H202V109H204L206 112H205V114L206 115H209L210 116V114L207 112V110H208V106L207 107H205ZM250 106H252V105H248V106H246V112H244V113H246V114H248L247 115V117H248V120L249 119H251L252 117H254L255 118V112H253L252 110H250L253 114H254V116L252 115V117H250L251 116V114H250V116H249V113H247L248 111H249V109H251V107ZM262 106H264V104L262 105ZM51 107V106H50ZM146 107V106H145ZM166 107H169L168 106V104H167V106ZM165 107V108H166ZM172 107V106H171ZM170 107V108H171ZM250 107V108H249ZM28 108V107H27ZM118 109H119V107H117ZM117 108H115V110L117 109ZM149 108V107H148ZM156 108V107H155ZM176 108H178V107H176ZM176 108H175V111H177L176 110ZM210 108V107H209ZM218 109H216L215 108V106H214V109H215V113L217 112L216 110H220V111H222L221 109H219V107H217ZM238 108H237V110H238ZM247 108H249V109H247ZM117 109V110H118ZM126 109H128L127 107L125 108V110ZM152 109H154V108H152ZM167 109V108H166ZM173 109V108H172ZM172 109H170V111L172 110ZM190 109V110H191ZM211 110H210V112L212 111V109L213 108H210ZM213 109V110H214ZM228 109H230V108H227V110H225V111H228ZM243 109V108H242ZM242 109L240 108V110L239 111H242ZM122 110V109H121ZM120 110V111H121ZM123 110H124V108H123ZM155 110V109H154ZM161 110H163V109H161ZM165 110V109H164ZM178 110H179V108H178ZM182 110V109H181ZM199 110V109H198ZM237 110H235V112L237 111ZM244 110V109H243ZM258 110H260V108L258 109ZM30 111V110H29ZM34 111V112H33ZM51 111V110H50ZM53 111V110H52ZM158 111V110H157ZM166 111V110H165ZM232 111V109H231V112H225L226 114L228 113H231V117H230V119L229 120H231V119H234V121H232V122H235V120H237L236 122H239L240 121V119L242 118V117H244L243 115H246V114H244L243 112H241L243 115H241V113L239 114L238 112H236V114L235 115H233L232 116V113H234ZM121 112H123V111H121ZM164 112V111H163ZM172 112H174V111H172ZM171 112V113H172ZM190 112H192V111H190ZM198 112V111H197ZM199 112H201V110H199ZM212 112H214V111H212ZM262 112H263V110H262ZM261 112V113H262ZM38 113V114H37ZM50 113V112H49ZM52 113V112H51ZM162 113V112H161ZM160 113V114H161ZM175 113V112H174ZM178 114L177 115H180L182 112H177ZM189 113V112H188ZM202 113V112H201ZM218 113V112H217ZM224 113V114H225ZM259 113V112H258ZM29 114V115H30ZM164 114H166V113H164ZM199 114V113H198ZM221 115V116H223V117H225L226 116V114L225 115ZM227 114V117L226 118H229V115ZM239 116H238V115ZM262 114H264V113H262ZM101 115V114H100ZM149 115V114H148ZM175 115V114H174ZM211 115H212V113H211ZM217 115L219 116V113L218 114H214V116L212 115L211 116V118H214V117H216L217 118ZM237 115V117L238 118H240V119H237V117H235ZM241 115V116H240ZM40 116H41V114H40ZM165 116V115H164ZM169 116V115H168ZM185 116H186V118L185 119H187L189 116L185 113ZM188 116V117H187ZM220 116V117H221ZM32 117H34V118H32ZM159 117V116H158ZM161 117V116H160ZM177 117V116H176ZM180 118H182L181 116H179ZM223 117H221V118H223ZM233 117V118H232ZM236 119H235V118ZM250 117V118H249ZM40 118V117H39ZM156 118V117H155ZM173 118H175V117H173ZM183 118V120H185ZM191 118V117H190ZM254 118H252V120L254 119ZM21 119V120H20ZM44 119V118H43ZM160 119H162V118H160ZM179 119V118H178ZM244 119V118H243ZM262 119V118H261ZM176 120H177V118H176ZM182 120V121H183ZM214 120H216V119H214ZM222 120V119H221ZM228 120V121H229ZM239 120V121H238ZM255 120V119H254ZM259 120H260V117H259ZM17 123H16V122ZM38 120H36V122H37ZM42 121V120H41ZM173 121V120H172ZM226 121V120H225ZM227 121V122H228ZM262 121V120H261ZM257 121V123L259 124V123H261L260 125L262 126V123H264V121ZM14 122V123H13ZM23 122V121H22ZM33 122H34V120H33ZM32 122V123H33ZM35 122V123H36ZM160 122V121H159ZM162 122H164V120L162 121ZM165 122H166V120H165ZM243 122H247V121H243ZM38 123H40V122H38ZM153 123V122H152ZM151 123V124H152ZM158 123V122H157ZM161 123V122H160ZM167 123H169V121L167 120V122L166 123H164V124H166L167 125ZM172 123V122H171ZM20 126H25L24 124H22L21 122H20ZM37 124V123H36ZM35 124V125H36ZM156 124V123H155ZM162 124V123H161ZM160 124V125H161ZM12 125H13V127L15 128H13L12 127ZM153 125H154V123H153ZM159 125V124H158ZM169 125H170V123H169ZM231 125H233V124H231ZM264 125V124H263ZM32 126V125H31ZM151 126V125H150ZM162 126V125H161ZM37 127V126H36ZM162 127H164V126H162ZM236 128H237V126H235ZM234 126H233V128H235ZM21 128V127H20ZM30 128V127H29ZM98 128V127H97ZM158 128H160V126H158ZM94 129H95V126H94ZM238 129V128H237ZM256 129V128H255ZM31 130V129H30ZM34 130V129H33ZM33 130H31V131H33ZM152 130V127H150V131ZM21 131V130H20ZM27 131V130H26ZM29 131V130H28ZM87 131V130H86ZM90 131H92V130H90ZM9 132V134L10 135H7V136H5L7 133ZM23 132V131H22ZM152 132V131H151ZM16 133H18L17 131H16ZM15 132L13 133V134H16ZM26 133V132H25ZM75 133V132H74ZM65 134V133H64ZM29 135V134H28ZM30 135H31V133H30ZM76 135V134H75ZM14 135H12V137H13ZM16 136H17V134H16ZM63 136V135H62ZM12 137H11V140H12ZM23 137V136H22ZM14 138V137H13ZM15 138H17V137H15ZM14 138V141H15V143H16V140L17 139H15ZM23 139V138H22ZM21 139V140H22ZM11 140H8V141H11ZM38 140V139H37ZM73 140V139H72ZM8 141L7 142H4V143H8ZM23 141V140H22ZM33 141V140H32ZM3 142V141H2ZM0 143H1V141H0ZM4 143H1L2 145L4 144ZM10 143V142H9ZM8 143V144H9ZM14 142L12 141V143L11 144H13ZM36 143V142H35ZM62 143V142H61ZM17 144V143H16ZM99 144V143H98ZM14 145V144H13ZM263 145V144H262ZM4 146V145H3ZM7 146V145H6ZM8 146H10V145H8ZM32 147H34V146H32ZM99 147V146H98ZM10 148V147H9ZM112 149V148H111ZM12 150V149H11ZM76 150V149H75ZM96 150H98V149H96ZM113 150V149H112ZM1 151V150H0ZM15 152V151H14ZM1 153H3L2 151H1ZM5 155H6V153H5ZM99 153H98V157H99ZM98 157H96V158H98ZM103 157V156H102ZM109 159V158H108ZM64 160V159H63ZM101 161V160H100ZM103 161H101V163H102ZM209 162H210V160H209ZM76 163V162H75ZM104 163V162H103ZM209 164V163H208ZM95 165H97V164H95ZM63 166V165H62ZM62 166H60V167H62ZM68 166H69V164H68ZM71 166H73L72 164H71ZM103 166V165H102ZM101 166V167H102ZM85 167H86V165H85ZM94 167H96V166H94ZM100 167V168H101ZM236 167V166H235ZM71 168V167H70ZM75 168V167H74ZM101 169H103V168H101ZM101 169H99L100 171H101ZM73 169H71V171H72ZM230 170V169H229ZM99 171V172H100ZM105 171V170H104ZM227 171V170H226ZM62 172V171H61ZM78 172V171H77ZM83 172V171H82ZM106 172V171H105ZM78 174V173H77ZM85 174V173H84ZM105 175H107L106 173H104ZM83 175V174H82ZM81 175V176H82ZM95 176V175H94ZM100 176V175H99ZM116 178H118V176L116 177ZM119 179V178H118ZM258 183V182H257ZM80 184H81V182H80ZM254 185H255V183H254ZM146 186V185H145ZM141 188V187H140ZM145 188V187H144ZM79 189V188H78ZM135 191V190H134ZM137 192V191H136ZM135 192V194H137ZM197 194H195V195H199L198 194V192H196ZM220 193V192H219ZM145 194V193H144ZM147 194V193H146ZM62 195H64V193L62 194ZM78 195V194H77ZM148 195H149V193H148ZM202 195V194H201ZM117 196V195H116ZM186 196V195H185ZM189 196V195H188ZM193 196V195H192ZM61 197H63V196H61ZM147 197V196H146ZM201 197V196H200ZM113 198V197H112ZM124 198V197H123ZM135 198H136V196H135ZM239 198V197H238ZM245 198H246V196H245ZM59 199V198H58ZM117 199V198H116ZM147 199V198H146ZM195 199V198H194ZM194 199H191V202H192V200H194ZM197 199V198H196ZM199 199V198H198ZM75 200H76V198H75ZM118 200V199H117ZM137 200H139L138 198H137ZM136 199H135V201H137ZM141 201H142V199H140ZM188 200V199H187ZM186 201V200H185ZM184 201V202H185ZM197 201V200H196ZM245 201V200H244ZM188 202V201H187ZM186 202V203H187ZM195 202V201H194ZM59 203V202H58ZM182 203V202H181ZM188 203H190V201L188 202ZM187 203V204H188ZM117 204V203H116ZM195 204H196V202H195ZM199 204V203H198ZM60 206H61V204H60ZM147 206V205H146ZM146 206H144V207H146ZM64 207V206H63ZM106 207V206H105ZM108 207V206H107ZM188 207V206H187ZM237 208V207H236ZM245 208V207H244ZM62 209V208H61ZM94 209V208H93ZM99 209V208H98ZM145 209V208H144ZM152 209V208H151ZM192 209V208H191ZM90 210V209H89ZM178 210H179V208H178ZM186 210H188V209H186ZM190 210V209H189ZM237 211H238V209H237ZM85 212V211H84ZM89 212V211H88ZM88 212H86V214L88 213ZM96 212H97V209H96ZM173 212V211H172ZM177 212V211H176ZM192 212H194V211H192ZM191 212V213H192ZM233 212V211H232ZM169 213V212H168ZM189 213V212H188ZM235 214L237 213V212H234ZM85 214V215H86ZM176 214V213H175ZM198 214V213H197ZM88 215V214H87ZM200 215V214H199ZM242 215V214H241ZM177 216V215H176ZM233 216V215H232ZM235 216V215H234ZM83 217V216H82ZM147 217V216H146ZM57 218V217H56ZM171 219H172V216L170 217ZM204 219H205V217H204ZM209 219V218H208ZM235 218H233V220H234ZM241 219V218H240ZM239 219V220H240ZM177 220V219H176ZM236 220V219H235ZM174 221H175V219H174ZM242 221V219L240 220V222ZM207 222V221H206ZM132 223V222H131ZM149 222H147V221H145V219H144V222H143V225L145 226L144 227V229H147V228H149L150 227V225L148 224ZM69 224V223H68ZM174 224V223H173ZM173 224H169L168 226L169 227H171V226H173ZM202 224V223H201ZM201 224H199V226L201 225ZM207 224V223H206ZM242 224H245V223H242ZM165 225H167V223H165ZM207 225H210L209 223L207 224ZM68 226V225H67ZM83 226V225H82ZM155 226V225H154ZM71 226H69V229H72V228H70ZM201 227V226H200ZM51 228V227H50ZM67 228V227H66ZM75 228V227H74ZM73 228V229H74ZM247 228V227H246ZM52 230H53V228H52ZM135 230V229H134ZM163 230H165V229H163ZM248 230V229H247ZM246 230V231H247ZM79 231V230H78ZM77 231V232H78ZM170 231V230H169ZM240 231V230H239ZM49 232V231H48ZM165 232V231H164ZM166 232H168V231H166ZM66 233H67V230H66ZM84 233V232H83ZM238 233H240V232H238ZM59 234V233H58ZM62 234V233H61ZM169 234V233H168ZM155 234H153V236H154ZM163 235V234H162ZM149 237V236H148ZM152 239H154L153 241H154V243L156 242V244H157V246L159 247L158 248V251H159V254L162 256V258H160V259H162V260H164V263L165 264H178L177 262L179 261H182V262H184V263H187V264H200L199 263V261L202 259V257H203V255H204V251L202 250V249H200V248H198L197 247V245L196 244H190V241H189V239L187 238V245L185 244V245H177V244H175L176 246H175V248L174 249H171V245L169 246V247H167L165 244H164V240H163V238H162V236H160V235H158L157 236V234H156V237L155 238H152ZM186 239V238H185ZM209 240H211V239H209ZM149 241V240H148ZM151 241V240H150ZM206 242V241H205ZM208 242V241H207ZM213 242V241H212ZM211 242V243H212ZM57 243H58V240H57ZM153 243V242H152ZM153 243V244H154ZM237 243H239V242H237ZM146 244H148V242L146 243ZM220 244V243H219ZM151 245V244H150ZM209 245H210V243H209ZM216 245V244H215ZM194 247H196V248H198L200 251H201V253H193L192 252V250L191 249H193ZM217 249V248H216ZM237 249V248H236ZM153 250H154V248H153ZM243 251H244V249H243ZM155 252V251H154ZM190 252V253H189ZM184 253V254H183ZM187 253H189V254H187ZM212 253V252H211ZM157 254V253H156ZM206 254V253H205ZM42 255H43V253H42ZM158 255V254H157ZM216 255V254H215ZM159 256V255H158ZM165 256V257H164ZM166 258V259H165ZM205 260H207V259H205ZM161 261V260H160ZM163 262V261H162ZM228 262V261H227ZM240 263H241V261H240ZM141 264H149V263H145V262H143L142 261V263ZM152 264V263H151ZM155 264H156V260H155ZM160 264H161V262H160ZM226 264V263H225Z\"/></svg>","mask_w":264,"mask_h":264}]
</instances>
